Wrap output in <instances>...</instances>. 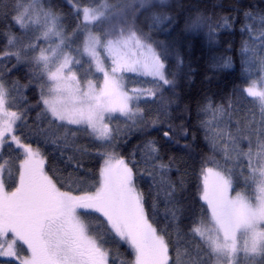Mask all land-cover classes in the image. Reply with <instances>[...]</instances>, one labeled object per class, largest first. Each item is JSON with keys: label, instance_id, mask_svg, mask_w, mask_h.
<instances>
[{"label": "snow or ice", "instance_id": "6c2138e0", "mask_svg": "<svg viewBox=\"0 0 264 264\" xmlns=\"http://www.w3.org/2000/svg\"><path fill=\"white\" fill-rule=\"evenodd\" d=\"M172 8L0 0V264H114L112 246L121 245L129 259L120 264H241V252L244 264H264V0H236L233 16L193 6L183 19L185 32L207 29L210 45L220 27L239 23L241 34L242 85L221 103L197 102L208 148L198 171L195 158L168 155L192 128L171 111L183 57L154 36L175 23ZM232 64L224 56L215 66ZM22 69L25 83L15 76ZM140 77L152 86L130 88ZM29 89L39 92L35 105ZM133 130L145 139L126 160L118 149ZM80 133L100 146L97 171L83 170ZM49 146L61 158L71 150L65 171L78 175L47 163ZM189 176L198 208L187 203Z\"/></svg>", "mask_w": 264, "mask_h": 264}, {"label": "trees", "instance_id": "16d2710c", "mask_svg": "<svg viewBox=\"0 0 264 264\" xmlns=\"http://www.w3.org/2000/svg\"><path fill=\"white\" fill-rule=\"evenodd\" d=\"M173 8L169 10V14L175 18V23L167 26V31L154 32V36L157 40L164 41L167 44L173 45L179 49L183 57V67L179 76L177 87L174 89L175 102L171 106L172 116L175 118V123H181V117L186 123L191 117L192 128L190 129V135L187 139L179 138V145L175 146L173 151L169 152L168 155L183 156L186 160L190 157L195 158L198 171V160L200 155L207 154L208 148L204 140V134L202 131H196L195 125L197 102L203 100L205 97L214 99L217 103L225 101L231 97L233 91L242 85L241 75L242 67L240 64V24L237 23L232 27H220L216 30L217 35L214 42L210 45L207 37V29L200 33H188L185 32L183 19L188 15V9L193 6H199L203 11L207 9V14L215 16H233L235 13L231 11V6L236 0H170ZM66 11V9H64ZM246 38V37H245ZM4 43V38L0 36V46ZM224 56H231L233 58V64L231 67H217L215 66L219 60ZM174 62V61H173ZM25 71L21 70L15 73V76L21 79V83H25ZM139 82H129V87H143L148 88L152 85L145 82L150 80V77H140ZM27 99L30 104L35 105L39 92L38 90L32 91L29 89L26 93ZM171 93L166 92L165 96H169ZM251 99V98H249ZM191 109V112L188 109ZM251 105L248 104L247 100L244 101V109L248 110ZM38 109H33L29 113V124L36 119V112ZM208 119H211V114L208 115ZM121 127L123 123L121 122ZM27 131V129H25ZM161 134L156 132L152 133V137L160 139ZM122 143L124 140L127 141L126 145L119 148L118 151L123 154L125 159L129 158V154L135 149V147L145 139V136L140 132L133 130L127 137H122ZM77 143L88 148L89 155H86L82 159L84 166L83 170L91 169L97 171L98 157L96 155L97 149L100 147L98 143L93 142L90 137L85 133H80ZM188 144L189 148L187 152L177 151V148H183V145ZM35 146V145H34ZM102 150V149H101ZM48 155L47 163L54 164L56 168L60 170L59 174L65 178H68L71 173L74 177L78 173L73 172L72 167H68L65 171L64 160L67 156L72 155L71 150H66L65 156L61 158L58 152H55L52 146H49L46 150ZM55 157V159L53 158ZM139 158V157H137ZM167 159V157H165ZM192 164V161H189ZM183 170V169H182ZM191 172V167L189 168ZM173 176V179H176ZM147 180V177H145ZM189 191L186 193L188 197L187 203H191L198 208L195 204V197L198 199L199 193L192 187L195 182L194 176L188 177ZM72 183L71 180H68ZM142 187L147 188V183L143 184ZM160 215L158 219L163 221L164 207L161 204L159 208ZM163 226V223L161 224ZM186 226V222H185ZM113 251L110 253V261H114V264H120L121 260L129 259L127 255V245L112 246ZM119 247V256H117L116 248ZM6 259V258H0ZM241 264H244L242 259Z\"/></svg>", "mask_w": 264, "mask_h": 264}, {"label": "rangeland", "instance_id": "374dc122", "mask_svg": "<svg viewBox=\"0 0 264 264\" xmlns=\"http://www.w3.org/2000/svg\"><path fill=\"white\" fill-rule=\"evenodd\" d=\"M239 258H240L241 261H242V259H244V255H243L242 252L239 254Z\"/></svg>", "mask_w": 264, "mask_h": 264}]
</instances>
